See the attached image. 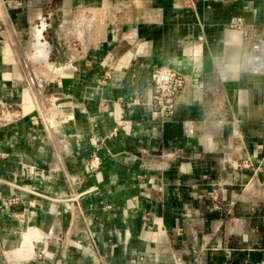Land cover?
<instances>
[{
  "label": "crops",
  "instance_id": "crops-1",
  "mask_svg": "<svg viewBox=\"0 0 264 264\" xmlns=\"http://www.w3.org/2000/svg\"><path fill=\"white\" fill-rule=\"evenodd\" d=\"M16 1L0 0V264H264V0ZM48 18L62 69L44 78L25 49ZM161 67L188 81L166 123Z\"/></svg>",
  "mask_w": 264,
  "mask_h": 264
},
{
  "label": "built area",
  "instance_id": "built-area-1",
  "mask_svg": "<svg viewBox=\"0 0 264 264\" xmlns=\"http://www.w3.org/2000/svg\"><path fill=\"white\" fill-rule=\"evenodd\" d=\"M126 1V0H125ZM3 4L9 8H22L23 4L16 0H3ZM231 29L240 31L243 37H247L249 34L248 29L245 26L243 19L238 18L232 21ZM152 100L151 106L157 115V117L163 122L171 121L176 113V107L178 106L182 95L188 86L186 77L177 73L176 71L168 68L161 67L156 69L152 74ZM143 161L150 163H166L168 162L163 156H151L145 152L141 156ZM102 165V159L98 155H94L88 164L91 172H96ZM253 160L250 156H244L236 163L237 169L253 168ZM145 183V181H143ZM150 196L157 199L158 202L163 201V191L161 189L145 190ZM222 190L213 189L206 193L205 199L213 202V210L221 211L222 208Z\"/></svg>",
  "mask_w": 264,
  "mask_h": 264
},
{
  "label": "water",
  "instance_id": "water-1",
  "mask_svg": "<svg viewBox=\"0 0 264 264\" xmlns=\"http://www.w3.org/2000/svg\"><path fill=\"white\" fill-rule=\"evenodd\" d=\"M46 24L41 21L39 25L32 26L30 46L26 47L25 54L33 72L42 74L44 78H50L61 71L59 64L54 61L55 47L45 35Z\"/></svg>",
  "mask_w": 264,
  "mask_h": 264
},
{
  "label": "flooded vegetation",
  "instance_id": "flooded-vegetation-1",
  "mask_svg": "<svg viewBox=\"0 0 264 264\" xmlns=\"http://www.w3.org/2000/svg\"><path fill=\"white\" fill-rule=\"evenodd\" d=\"M48 17L50 18L52 16V12H47ZM48 18V24H46L44 35L46 38L51 39V35L54 34V22L50 21ZM32 34V30L30 32Z\"/></svg>",
  "mask_w": 264,
  "mask_h": 264
},
{
  "label": "rangeland",
  "instance_id": "rangeland-1",
  "mask_svg": "<svg viewBox=\"0 0 264 264\" xmlns=\"http://www.w3.org/2000/svg\"><path fill=\"white\" fill-rule=\"evenodd\" d=\"M28 67H30V65ZM30 69H31V67H30Z\"/></svg>",
  "mask_w": 264,
  "mask_h": 264
}]
</instances>
